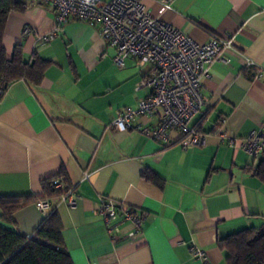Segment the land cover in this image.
Here are the masks:
<instances>
[{"label":"crops","instance_id":"0c3cea01","mask_svg":"<svg viewBox=\"0 0 264 264\" xmlns=\"http://www.w3.org/2000/svg\"><path fill=\"white\" fill-rule=\"evenodd\" d=\"M138 1L198 44L232 38L229 61H216L203 80L207 102L194 122L205 144L184 149L116 131L117 113L150 92L137 89L146 67L129 57L118 68L97 28L79 21L57 28L47 5L10 12L6 58L21 45L25 63L37 56L49 64L39 87L16 81L0 98V198L41 197L39 183L62 169L77 199L72 208L54 198L46 212L30 203L14 213V224L2 222L0 211V227L31 237L55 209L73 264H200L192 246L212 264H227L218 240L264 223V183L253 175L264 156L230 148L213 126L220 121L227 138H244L264 123V0H171L170 9L162 0ZM50 33L53 39L42 42ZM102 198L146 213L134 240L124 235L127 222L119 236L107 230L96 214Z\"/></svg>","mask_w":264,"mask_h":264},{"label":"built area","instance_id":"2783aa9c","mask_svg":"<svg viewBox=\"0 0 264 264\" xmlns=\"http://www.w3.org/2000/svg\"><path fill=\"white\" fill-rule=\"evenodd\" d=\"M14 1L32 7L49 6L57 28L76 21L97 28L108 46L114 48L112 58L118 68H122L129 57L136 58L146 67V75L137 89L148 87L150 92L136 108L117 113L113 121L116 131H135L164 145L178 143L184 149L205 144V135L198 128L200 121L194 122L207 102L201 91L203 80L209 77L211 65L216 61H229L224 52L232 47V38L212 36L204 44L193 42L176 28L152 17L138 0ZM161 4L166 9L171 8V0H162ZM52 34L43 35L42 42H50L54 37ZM2 88L0 85V98ZM140 117L155 118L156 124L141 127ZM220 126L221 122H216L213 131L228 139L230 148L243 151L253 159L264 156V123L244 138H227ZM173 133H177L178 137L173 138ZM53 183L57 190L64 188L60 180ZM60 199L73 208L77 194L70 187ZM35 204L39 210L46 212L50 201L42 200ZM96 206V214L101 216L107 230L114 232L115 236L122 234V222L130 225L124 233L127 238L134 240L142 232L146 213L108 198H102ZM189 251L200 264H212L200 248L192 246Z\"/></svg>","mask_w":264,"mask_h":264},{"label":"trees","instance_id":"16d2710c","mask_svg":"<svg viewBox=\"0 0 264 264\" xmlns=\"http://www.w3.org/2000/svg\"><path fill=\"white\" fill-rule=\"evenodd\" d=\"M28 5L14 0H0V85L3 94L7 86L24 81L32 87H39L48 62L33 56L30 62L23 61L22 46L14 47L10 59L3 50L2 37L10 12L24 13ZM253 175L264 183V159L253 169ZM152 172H144L143 179L157 183ZM60 180L64 188L55 189V181ZM41 197H4L0 198L2 222L14 224L13 215L20 208L42 200L60 198L70 188L65 171L40 183ZM55 209L43 219L31 237H24L0 227V264H73L63 244L62 224ZM218 246L226 252L227 264H264V223L259 228H248L218 240Z\"/></svg>","mask_w":264,"mask_h":264}]
</instances>
